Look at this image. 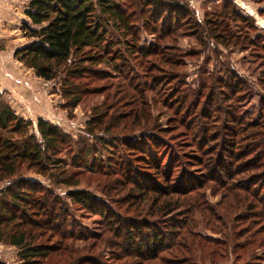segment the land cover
Instances as JSON below:
<instances>
[{
	"label": "trees",
	"instance_id": "trees-1",
	"mask_svg": "<svg viewBox=\"0 0 264 264\" xmlns=\"http://www.w3.org/2000/svg\"><path fill=\"white\" fill-rule=\"evenodd\" d=\"M26 2L29 22L22 31L29 43L15 57L46 81L67 72L66 109L74 110L97 93L99 86H91L97 80L115 77L99 67L123 74L128 58L136 56L148 79L135 83L133 76L123 74L124 81L129 79L125 96L135 105L133 128L141 129L150 118L145 106L149 94L154 103L161 99L169 119L166 128L155 122L153 127L160 133L181 128L183 142L145 132L150 138L146 150L124 138L123 146L112 145L106 136L120 123L102 111L74 140L43 119L34 128L0 92V184H6L0 189V242L19 250V264H194L196 249L223 243L231 247L234 242L229 250L246 251L236 255L243 256L244 264H264V95L227 62L211 73L202 66L194 86L185 81L186 58L207 54L210 44L216 46V59H221L219 47L252 51L264 75V30L255 18L231 0L206 11L201 22L188 0ZM143 33L154 42L142 45ZM182 38L194 39L198 47L182 50ZM136 78L140 81V75ZM257 95L254 114L244 105ZM187 147L191 151L185 153ZM127 149L142 152L139 161L152 163L150 176L133 161L121 160L125 157L119 152ZM103 153L109 156L103 159ZM25 168L43 176L63 169L54 179L72 187L78 185L64 178L68 169L101 175L108 180L104 191L111 200H98L83 190L64 198L42 183L21 178ZM208 191L221 201L211 204ZM73 205L98 217L96 232L79 228ZM201 225L221 239L197 233Z\"/></svg>",
	"mask_w": 264,
	"mask_h": 264
},
{
	"label": "rangeland",
	"instance_id": "rangeland-1",
	"mask_svg": "<svg viewBox=\"0 0 264 264\" xmlns=\"http://www.w3.org/2000/svg\"><path fill=\"white\" fill-rule=\"evenodd\" d=\"M231 1L234 2L238 8L246 14V16L249 15L255 18L257 25L264 30V13L260 15L258 12L259 9H264V0ZM1 2H10L13 5L12 8H9L8 14L4 19L2 17L4 10L3 8H0V60H4L3 68H7L9 70L4 71L5 76H7V79L13 83L12 85L14 89L18 91L19 87L20 90H22L21 87H23L26 90L24 93H21L24 97L23 101L18 99V94H16L18 92L12 91V93H1L4 94V98L14 109L16 114H18V116L26 120H31L34 124V128H36L38 119L48 121L61 128L64 133L71 135L74 140H77L80 136H83L85 130L89 129L90 126H88V122L92 120L96 114H99L100 111H102L103 116H107L109 118L112 116L118 123H120V126H115L114 130L106 136L107 141L112 145L123 146L124 144L120 140L124 138L126 141H131V145L140 146L146 150V142H150V138L143 136L145 132H153V134L155 132L160 134V136H162L161 138H165L172 143H178V141L183 142L180 141L182 138L179 135L183 132V129L179 128L175 131L171 130L169 133H160L153 127L155 122L157 126L166 128L169 119L164 117L163 112L166 109L160 104L161 99L158 97L157 99L155 98L157 102L154 103V98L149 94L145 99V106L147 107V110L150 111V118L148 117L145 121L146 123L142 122L143 126H141V129L133 128V123L137 122L134 120L133 110L135 105L129 97L125 96L124 91L126 92L128 90L127 85L129 86V79L124 81L125 79L123 77L125 75L123 74L133 76L135 83H144L147 81L146 79H148L145 77L147 74L145 73L144 68L139 67L140 63L136 60V56L128 58L127 63L124 66L122 65L123 69L121 66L123 74L116 73L104 65L99 67L101 71H104L109 75L111 74V76L115 75V77L112 79L103 78L97 80L96 83L94 82L93 85H91L95 87L97 85L99 86L97 93L84 98L81 104L74 110L70 111L69 109H66L65 106L67 104V100L63 96V88L65 87L64 79L67 77V72H63L55 81H46L37 76L35 72L36 70L27 67L15 57L17 48L25 46L29 43V40L25 37V33L22 31L24 23L29 22L24 13L27 9L26 0H2ZM185 3H187L188 7L193 11L196 19L201 22V20L205 17L206 11H210L215 6H219L223 3V0H188V2ZM154 39L155 38L148 35V33H143L142 45L147 46L153 43ZM179 47L188 52L198 46H196L194 39L182 38L179 41ZM209 47L210 49L208 53L202 54L199 58H186L187 66L185 68V81L187 84H192L194 86L195 81H197L200 76L202 66L205 65L208 69L207 71L211 73L215 69V66L225 68L224 63L227 62L230 67L235 69L239 74L243 75L244 78H246L247 81L252 84L261 95H264V87L259 84L260 82L264 83V75H262V72L256 66V64L259 63L252 51H243L239 49L236 51H227L224 48L219 47L222 51L220 55L221 59H216V55L213 50L216 46L210 44ZM208 57L209 59H207ZM6 62H10L9 64H11L12 68L9 69ZM138 75H140V81L136 78ZM256 100L258 102L259 95L255 96V99L249 98L244 106L247 109L252 108ZM252 110L254 114H257L256 109L254 110V108H252ZM105 122L106 125L109 124L108 120H105ZM94 133H97V136L104 135V133L98 130H95ZM91 139L92 138H89V142L94 144L95 141L91 142ZM183 151L188 153L191 150L187 147L185 150L183 149ZM163 152L164 151L161 150L160 154ZM119 153L121 154L120 156L125 157L126 160L121 159L124 163H126L127 160L130 162L133 161L136 166L142 168V174H148L149 176L152 174L151 171H148V168L152 165V163L139 161V157L143 155L142 152H139L138 150L136 152H130L127 149V152L120 151ZM108 156V153H103V159ZM61 157H64V154L63 156L59 155L57 158ZM70 158L71 157H68V164H71ZM120 158L116 161L122 162L119 161ZM166 162L167 161L165 160L163 164H166ZM118 168L119 166H114V169L117 172H119ZM189 169L191 170L190 167ZM58 172L61 174L63 169L53 170L50 173L53 176H43L41 174H37L34 169L25 168L20 175L21 178L30 180L31 182L36 181L42 183L47 188L57 190L55 192L64 198H66L65 195L70 191L83 190L92 192L98 200H111L110 198L105 197L106 193L104 191V184L108 182L105 177L101 175L98 177V174L92 176L90 173L86 172V170L71 168L68 169V173L64 176V178L66 177V180H71L72 184L78 185L76 187H72L64 184H58L57 180L54 179V174H58ZM5 185V183L0 184V189H2ZM207 195H209L207 196V200L213 205L221 201L220 196H212L210 191L207 192ZM71 208L74 218L78 221V224L80 223L79 228L82 231H88L90 233L97 231L96 225H98V217L85 211L78 210L76 205L71 206ZM129 214H132V212ZM197 218H200L199 214H197ZM201 226L202 227H200L197 233L201 232V234L205 237L208 236L213 237L214 239H221V236L217 234L214 235L209 228H205L204 225ZM235 244L236 243L234 242V244L229 247V243H223V245L218 248L211 245H206L205 247H203L204 244L200 245L199 247H203L204 249H196L195 255L193 256L195 260L194 264H244L245 261L244 258H242L243 256L237 258L236 255L246 251H230L233 249L232 246ZM225 245L227 246V249L224 248ZM226 250L229 252H224ZM257 252L258 255H261L262 253L260 251ZM18 254V249L0 242V260L6 262L7 264H19L20 261ZM222 255L226 258L225 260H220V256Z\"/></svg>",
	"mask_w": 264,
	"mask_h": 264
},
{
	"label": "crops",
	"instance_id": "crops-1",
	"mask_svg": "<svg viewBox=\"0 0 264 264\" xmlns=\"http://www.w3.org/2000/svg\"><path fill=\"white\" fill-rule=\"evenodd\" d=\"M1 1L2 0H0V5H1L0 8L1 9L3 8V10H4V14L2 15V17L4 19L7 16V14H8L9 8L10 7L12 8L13 4H11L10 2L3 3ZM5 4H7V5H5ZM21 47H23V46H21ZM20 48H17V49H20ZM9 63L10 62H6V65L10 69L12 67H11V64H9ZM3 64H4V60H0V92H4V93H9V92L12 93V91L13 92H18V93H16V94H18L17 95L19 97L18 99H21L23 101L24 97L22 96L21 93H24V91H26L25 88L21 87L22 90H20L19 89L20 87H19L18 91L16 89H14V87L12 85L13 83L10 80L7 79V76H5V72L4 71H6V70L9 71V70L7 68H3ZM9 73H11V72H9ZM15 98H16V95H15ZM20 106H21V104H20Z\"/></svg>",
	"mask_w": 264,
	"mask_h": 264
},
{
	"label": "bare ground",
	"instance_id": "bare-ground-1",
	"mask_svg": "<svg viewBox=\"0 0 264 264\" xmlns=\"http://www.w3.org/2000/svg\"><path fill=\"white\" fill-rule=\"evenodd\" d=\"M264 24V23H263Z\"/></svg>",
	"mask_w": 264,
	"mask_h": 264
}]
</instances>
